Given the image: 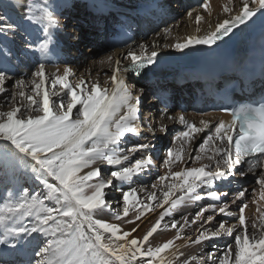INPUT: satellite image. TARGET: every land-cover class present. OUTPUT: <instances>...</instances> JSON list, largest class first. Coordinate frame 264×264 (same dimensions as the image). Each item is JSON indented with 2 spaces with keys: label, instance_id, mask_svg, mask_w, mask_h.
Returning a JSON list of instances; mask_svg holds the SVG:
<instances>
[{
  "label": "snow or ice",
  "instance_id": "1",
  "mask_svg": "<svg viewBox=\"0 0 264 264\" xmlns=\"http://www.w3.org/2000/svg\"><path fill=\"white\" fill-rule=\"evenodd\" d=\"M21 7L25 9L22 15L14 14L12 5L0 11V38H3L0 94L4 95L0 107L11 104L9 110H0V172L13 177L31 173L44 191L30 195L27 188L9 190L0 202V245L14 250L19 247L24 257L20 264H166L164 254L174 248V240L153 247L150 238L173 211L182 205L207 200L194 215L181 216L183 223L172 220L171 228L177 229L175 239L181 238L185 227L199 224L195 238H188L194 245L232 238L222 254L207 252L205 264H264V210L258 203L264 201V101L226 109L231 120H221L213 128L209 127L210 121L201 119L198 127L182 113L168 116L167 109L162 110L159 128L150 126L148 132L165 133L164 120L178 121L185 130L173 137L174 147L167 149L163 160L168 171L158 177V184L167 190H162L160 197L155 191L148 192L141 200L131 183L133 177L153 164L149 152L152 144L149 141L121 147L129 135L140 137L143 92V89L135 90L125 74H140L154 65L160 46L154 42L149 51L147 45L140 44L139 52L129 47L123 55L127 61L124 65L112 55L100 61L111 69L110 88H101L98 81L89 86L83 77L71 83L69 77L75 74L65 65L62 74L57 70L50 76L52 87L59 85L63 96L57 91L50 94L44 87L49 74L43 60L35 65L28 79L10 75L13 61L20 57L34 51L47 56L50 29L58 26L49 9V0H31ZM200 7L211 16L209 0H203ZM222 11L228 15L214 26L209 23V30L203 35L177 38L163 47L179 52L196 45L211 48L241 26L253 22L258 14H264V0H236L235 5L233 0H228ZM186 16H194L197 25L204 19L196 9L188 11ZM27 24L42 26L45 35L38 44L29 38L30 34L26 35ZM195 31L200 33L201 28L197 26ZM18 32L24 39L19 54L14 51ZM170 34V29L163 30L165 38ZM9 82H12L10 93L6 87ZM52 97H57L58 102ZM205 129L209 130L208 134L193 156L192 150H186L185 146ZM205 159L208 163L186 166L189 161L195 165ZM102 165L111 167L102 169ZM176 165L183 166L173 171ZM249 173L255 175V184L259 186L258 191L252 189V203L258 204L259 216L251 222V230L245 216L249 207L245 202L248 189L236 190L229 200V193L215 186L217 181L243 178ZM166 180L170 182L165 184ZM156 188L157 183L152 184V189ZM112 190L119 193L115 202L123 203L122 215L114 213L116 220L129 217L131 211L135 215L125 223L132 224L148 212L163 209L141 238L132 237L139 224L131 231L122 232L119 225L102 218L112 210V201L108 199ZM139 192L145 189L140 188ZM45 201L52 202L51 206ZM233 207L237 211L231 210ZM217 217H229L231 221ZM25 219L31 223L25 224ZM34 234L44 239H31ZM197 259L189 256L178 264H195ZM0 264L9 262L0 256Z\"/></svg>",
  "mask_w": 264,
  "mask_h": 264
},
{
  "label": "bare ground",
  "instance_id": "2",
  "mask_svg": "<svg viewBox=\"0 0 264 264\" xmlns=\"http://www.w3.org/2000/svg\"><path fill=\"white\" fill-rule=\"evenodd\" d=\"M25 1L26 0H0V3L3 4L5 7L10 6V5L14 6V14H22V12H24V8H22L21 5L25 4ZM69 1L70 0H53L52 1L53 5L51 7L56 9L58 8L59 4L68 5ZM81 1H83L86 5L85 7L87 8V10H85V12H89L86 15H92L94 14V12L98 11V8H101V10H99L98 13L101 16V18L102 16L103 18L104 16H106V18H104V23L106 24L107 20L109 21V27H110L109 31L112 32L113 28H116L118 30V33H116L117 36L112 39L111 43L116 42V40L118 39V36L122 35L123 41L124 43L127 44L128 49L129 47L131 48L134 47L136 45L134 43L138 42V43L147 45L148 50L151 51V46L155 42L160 46L158 49L157 61L161 59H167L169 56L179 52L171 48H164L163 47L164 44L174 43L176 42L177 38H183L189 35H203L204 32L209 30L208 28L209 23H211L214 26L218 20H222L225 18L226 15H228V14L223 13L222 11L223 6L228 4V0H209V4L211 7V16H209L208 13L205 11L196 9L204 17V19L199 23V25H197L194 16L192 18L185 16L184 23L180 25L178 28H174L173 32L167 38H165V36L163 35V30L165 28L164 29L161 28L160 32H158L160 35H158V33L153 34V36H150L149 39L147 40L148 42L145 40L136 41L137 40L136 33L129 34L127 31L122 30L121 27H123V25H124V28L128 27V22L135 29H139V27H142V26H138V24L134 20H132V18L129 19L126 17H120V18L118 17L125 11L131 12V14H133L135 11L142 10L145 7L144 5L145 2H150L154 0H92L88 2L87 0H81ZM177 1H179V4L181 3L180 0H177ZM235 3H236V0H233L234 5ZM182 7L183 9L186 10V13L188 11L195 9L193 6L192 7L185 6V4L181 5L180 8ZM74 8H77V6H71L70 10H75ZM171 8H175V7L172 6ZM236 10H238V7ZM77 13H80V9L77 11ZM71 19L72 20H69L67 23H65L64 27L60 26L58 22L57 27L50 29V32H51L50 46L52 47L51 49L54 52L53 54H55L58 57H62L63 58L62 61H64L65 59H68V60L73 59V61H75V64L76 63L83 64L82 70L79 71L80 73V75L78 76L79 78L76 79L77 72L74 70L73 72L75 75L72 77H69V80H71L73 83H76L77 80H79L81 77L83 78L85 77L86 80H88V82L90 83L98 81L101 88H110L111 82L109 80V77L111 76V69L109 68L107 64H101L100 61L104 60L105 57L112 55L114 59L119 58L121 60L122 65L127 64V61L123 59V55L127 54L128 49L124 47V45L122 44V41L121 42L117 41L114 45L113 44L109 45L112 48L111 53L102 55L101 57L97 59L94 58L95 56L94 53L97 52L94 50H91L92 56H89V57L87 56V54H89V51H85V53H82L83 54L82 55L80 53L81 44L86 45L87 43L92 42L93 37L92 35L89 34V32L80 33V31H78V28L80 24H83L84 22H86V24L91 25L93 24V21L90 17L89 19L83 18L81 20L80 18L74 16ZM64 22L65 21H62L61 23H64ZM148 25L152 26L154 25V23L149 22ZM197 26L201 28L200 33H196L195 31ZM104 28H105V25H104ZM72 51H73V54L71 56H68V54ZM78 55H80V58L75 59ZM86 58L88 59L87 64L84 63V60H86ZM164 65L165 67L168 66V64H165V63ZM63 68H64L63 66L61 67L57 66L56 69H50L47 71L49 72V74H52V73L57 72V70H59V73L62 74ZM125 75L127 77L128 83L135 85V90L143 89L142 93L150 95L149 101L145 102L144 98L141 95L142 93L140 94L141 95V106H143V110H142L143 117L140 116V120L146 117L150 118V120L153 119L152 109L158 105V100L156 98L159 94L169 89V81L167 80L166 77L168 76L172 78L173 77L172 73L169 72V70H166L164 68L162 71L155 72V74L153 75L150 74L151 76L148 75L145 78H139L138 76L129 77L128 74H125ZM105 81H108V83L106 84ZM147 89H149V91ZM1 103H3V100L0 101V104ZM2 109L3 107H0V110ZM176 114L177 113H175L174 110L167 111L168 116H175ZM185 118L195 123L198 127L200 126L199 121L201 119L210 121L211 122L209 125L210 128L214 127V124L216 121H221V120L228 121V117L220 116L217 113H211V112L202 114V115H195V114L188 113L186 114ZM159 122L160 120L155 121V122L153 121V128L158 129ZM163 122L165 123L166 128L169 130H173L175 128H178L180 131L185 130L184 125H181L178 121L164 120ZM139 128H140V134L145 133L144 136H147V133H150L147 130L142 129L140 125H139ZM208 131H209L208 129H205L204 132L197 134L196 138L193 139L190 142V144L185 146L186 150L190 147V145L193 146V144H196L197 143L196 140L198 139L201 140L202 138H204L208 134ZM164 134L165 133H160L159 131H155L149 134L150 136H154V139L158 141V144L163 145L164 147V152H162L160 155V160H162L161 162H163L164 160L163 158L165 157L167 149L170 147H174L172 143L173 138L168 139L166 136L163 137ZM167 143H169L168 148H166ZM192 146H191V149L193 148ZM192 150H193V153H195V150L194 149ZM161 166L162 164L160 165V167ZM101 167L104 168V167H110V166L102 165ZM243 167L246 169L247 165L245 164ZM259 171H260L259 169L256 170L257 175ZM249 174L252 177H255V175H253L252 173H249ZM241 180L242 178L240 177H234V178L230 177L228 181H222V182H224L227 192L229 194H232L236 190L245 188L241 185L240 183ZM259 205H263V203H259ZM165 207H167V205H165ZM185 209H187V206L182 205L179 208V210H175V213H174L175 216L180 215V212H182ZM162 210L163 209H156L155 212H148L145 214L144 217L141 218L140 221H136L135 223H132V224L125 223L127 219L132 218L135 215V213L131 211L129 213V217H124L122 220H116L114 217L113 218L110 217L108 219L103 218V219H105L109 223H115L119 225L122 232L131 231L133 227H136V224H139L140 227L138 228L136 232L132 233V237L141 238L147 232V230L151 227V225L155 222V220L158 218L159 212ZM163 226H164V223L162 221L161 229L158 230V232L155 233L153 237L150 238V242L153 247H156L169 239L174 240V248L166 251V253L164 254L166 257V264H178V261H182L183 259L189 256H196L198 258L195 264H205V260H206L205 254L206 253H205V250L203 249L204 243L197 246V245L192 244L188 239L189 237H192L193 239L195 238V236L197 235V232L195 231V229L199 227V224L190 225V226L185 227L182 231V236L180 239H175L176 231L173 228H172L173 230H170L168 228H164ZM174 252L176 253L175 255H173ZM179 253H183L184 255L180 256Z\"/></svg>",
  "mask_w": 264,
  "mask_h": 264
},
{
  "label": "rangeland",
  "instance_id": "3",
  "mask_svg": "<svg viewBox=\"0 0 264 264\" xmlns=\"http://www.w3.org/2000/svg\"><path fill=\"white\" fill-rule=\"evenodd\" d=\"M52 1L53 0H49V9L53 13V16L57 20V22H59V25L62 26V27H64L65 23L68 22L67 17H69V15H71L70 12L72 10H70V7L71 6H77V7H79V4H78L77 0H75L76 2H72V0H70L68 5H61V4H59L58 8L54 9L56 11L60 10V12L62 13L61 14V18H58L55 15V12L52 10V7H51ZM168 1H170V0H168ZM29 2H31V0H26L25 1V4L26 3H29ZM152 2L153 1L145 2L144 5H147L149 3L152 4ZM178 3H179V1H178ZM1 6H4V5L0 3V11H3V9H4L5 6L4 7H1ZM84 8H86V7H84ZM184 8H186V7H184ZM172 9L173 8H171L170 10H172ZM84 10H87V8L84 9ZM99 10H101V8H98V11ZM24 11H25V9H24ZM98 11L94 12V14H92V15H86V16H88V17H90L92 19L93 24L89 25V24H86V22H84L83 24H80V26L86 24L88 26L86 29H88L89 31H90V29L94 28L96 26V22L99 21V19L101 18V16L99 15ZM182 12H186V10L183 9V7L180 8V13H182ZM23 13L24 12H22V14ZM22 14H20V15H22ZM64 14H66V15L64 16ZM172 14H173V12H172ZM70 20H72V19H70ZM182 20H183V15H180V14H176L174 16V18H173V21H175V22L182 21ZM62 21H65V22L61 24ZM103 22H104V20H103ZM71 23H73V22H71ZM123 27H124V25H123ZM123 27H121V29ZM122 30H124V29H122ZM160 30L161 29L159 28V30H157L153 34L160 32ZM153 34H151V35H153ZM26 35H29V38L32 41H34L36 44H38L40 42V40H42L44 38V35L45 34L42 31V26L41 25L27 24V33H26ZM122 37H123L122 35H119L118 36V39L116 40V42L117 41H119V42L122 41V43H124ZM136 37H137V40L136 41H139V40L142 39L141 38L142 36L139 35V34H137V33H136ZM149 37H150V35H149ZM149 37H147V39H145V41H147L149 39ZM116 42H114V43H111L110 42L109 45H112V44L114 45ZM2 43H3V38H0V45H2ZM86 45H82L81 44V47L82 46H86ZM23 47H24V39L21 37L20 33L18 32L17 35H16V39L14 41V51H16L17 54H19V51L21 49H23ZM51 48L52 47L49 45V51H48L47 56H43L39 51H34L33 54H30L27 57H23L22 56V57H20V59L18 61H13V71L10 72V75H14L16 78L23 77L25 79H28V78H30L31 71L34 70L35 65L38 64L39 62H41V60H43V62L45 63L46 73L49 74V72L47 71L48 70L47 67L50 65V63L52 61H55L57 63L58 60H59V57H57L56 55L53 54ZM97 51H98V49H97ZM94 55H95L94 58H96V59L102 56V55L101 56L99 55L98 57H96L97 56V52H95ZM103 55H105V54H103ZM45 60H47V61H45ZM74 71L77 72L76 73V79L79 78L78 77L80 75L79 71H77V69L74 70ZM50 76H51V74H49V79L46 81V84L44 85V87L47 89V91L50 94L53 91H57V92H60V95L61 96H63V92L60 90L59 85H57L55 89L52 87ZM84 79H85V81L90 86L91 83L88 82V80H86L85 77H84ZM71 83H73V82L71 81ZM73 84H75V83H73ZM6 87L9 90V93H10L11 90H12V82H9L6 85ZM30 87L31 86H29V90H30ZM52 99L53 100H57V102H58V98L57 97H52ZM1 100H3V103H1L0 105L4 104V95L3 94H0V101ZM10 107H11V104L3 107L2 111H7V110H9ZM198 140H196L197 143L196 144H193V146L190 145V147L187 150H192V149L195 150V149H198L199 148V145L203 142V138L201 140H199V141ZM134 143L135 142H132V143L123 142L122 145H121V147L128 148V147L133 146ZM191 146L193 147L192 149H191ZM191 154L193 156H195L196 155V152L193 153V150H192L191 151ZM200 163H208V161L205 159V160H202V161H200L199 163H197L195 165H193L191 163V161H190L189 163H187L186 166H189V167H191V166H199ZM182 166L183 165L173 166V171H179L180 170V167H182ZM167 171H168L167 168H165L163 166V162H162L161 175L160 176L165 175L167 173ZM104 175L107 176V175H109V173H104ZM246 180H247L246 185L247 184L249 185V184L252 183L251 180H250V178H248ZM169 182H170L169 180H166L164 183L165 184H168ZM154 183H157V188L156 189H152V184H154ZM215 186L217 187L218 186V183H216ZM255 186H257V185L255 184ZM131 187L137 189L138 196H139V198L141 200H144L146 198V195H147L148 192L155 191L157 193V196L160 197L161 191L162 190H164V191L167 190L162 185L158 184V179L152 180L151 178H149L148 180H146V183L139 182L137 180V178H135V179H133V182L131 183ZM23 188H27L30 195L40 194V193H42L44 191L43 185L39 184V182L36 181L35 178L31 175V173L24 174L20 178V175L19 176H16V177H13L11 175H5L3 172H0V202H2L3 199L8 195L9 190L19 191V190H21ZM140 188H144L145 189V192H139V189ZM255 188L258 191L259 187H255ZM125 189H127V185L125 186ZM219 189L220 190L221 189L223 190V187L222 188H219ZM252 189L249 190V192H248V194H246V198H245V202L249 204V207L245 210V216L247 218V222L249 224V228H250L251 222L253 220H256L257 217L259 216V213L257 212L258 204L252 203V200H253V192H252ZM118 197H119V193H115L114 190H112L111 194L108 197V199L110 201H112V210L106 212L102 218H105V219H108L110 217L113 218L114 217V213H117V212H119L122 215V210H123V203H122V201H121L120 204H117L115 202V198H118ZM161 199H162V197H161ZM45 203L46 204H49V206H51V203L52 202L45 201ZM206 203H208L207 200H202V205H204ZM258 203H263V205H259V206L261 207V210H264V201H259ZM153 204H155V201L153 202ZM197 210H199L198 206H196L195 209H193L192 213L189 214V213H187V209H185L182 212H180V214H181L180 216L179 215L178 216L177 215L175 216V214H174L175 211H173V213H172L171 216L165 217V219L163 220V223H164V225L165 224L169 225V227H167L168 229L173 230L171 228V226H170L172 220H176V221H179L180 223H183V221L181 220V216H189L190 217L191 215H194L195 211H197ZM231 210L237 211L236 208L231 209ZM174 216H175V218H174ZM219 219L231 220V218H229V217H217V220H219ZM205 227H208V225H205ZM174 230L177 231V229H174ZM250 230H251V228H250ZM0 231H2V230H0ZM227 238L228 237H225L224 239H227ZM216 240H217V242H216ZM216 240L213 239V241L216 242L218 246L220 245L219 246L220 251H218L220 254H222V251L225 249L226 243H231L232 242V241L226 242L224 240H218V239H216ZM204 246H207V245H204ZM214 253H216V252H214Z\"/></svg>",
  "mask_w": 264,
  "mask_h": 264
}]
</instances>
